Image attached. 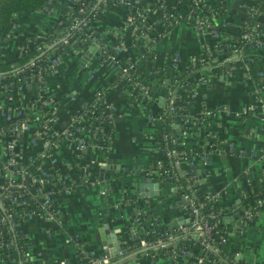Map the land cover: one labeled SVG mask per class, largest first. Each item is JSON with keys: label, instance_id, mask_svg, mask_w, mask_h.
Masks as SVG:
<instances>
[{"label": "crops", "instance_id": "obj_1", "mask_svg": "<svg viewBox=\"0 0 264 264\" xmlns=\"http://www.w3.org/2000/svg\"><path fill=\"white\" fill-rule=\"evenodd\" d=\"M76 1L46 0L36 11L16 13L13 26L2 40V60L17 62L23 48H32ZM255 2L227 0L223 20L229 30L248 16ZM170 4L171 0H133L131 8L124 3L111 4L99 12L92 29L106 45L118 43L122 36L119 56L137 61L142 45L141 42L133 44L130 37L132 26L127 22L130 10L141 11L146 22L156 23L165 19V10ZM255 18L260 24L261 45L246 48L248 59L264 58V8ZM212 41L214 37L209 33L197 30L190 20L181 19L162 30L148 44L154 50L155 65H168L171 54H176L181 66H185L191 59L199 57L206 44ZM86 50L62 53L55 71L46 78L55 98L57 120L54 125L56 129L69 125L82 105L94 101L102 91L105 102L113 110L111 133L108 140L99 139L95 143L93 134L84 130L80 133L83 146L58 142L54 149V166L66 177L69 188L58 195L55 220L35 215L20 223L19 227L30 243V251L21 254L13 264L77 263L80 247L91 253L108 252L112 255L109 264H145L148 256L135 245L122 254H111L116 248L114 244L103 243L101 233L105 239L112 238L113 233L119 244L123 239L133 243L139 236L135 212L143 211L158 217L163 225L178 215L169 205V182L158 184L157 194H145L136 188L138 182H153L147 178L145 168L160 157L155 140L157 124L145 115L147 111L156 114L161 109L168 83L156 79L149 81L146 94L150 101H135L129 96L125 83L117 81L115 68L99 62L98 49L92 46L87 59L82 60ZM200 78L202 83L180 98L190 104L191 113L229 107L232 115L216 113L213 128L236 151H214L209 155L208 163L182 164V169L191 171L199 189L210 193L225 191L222 205L229 209L243 194L257 188V178L263 171L261 148L264 137L260 127L264 120V63L248 64L246 71L240 66L228 74L223 66L210 64L195 70L188 80L195 82ZM245 108L248 113L234 114ZM24 141L32 147L28 138ZM198 146L199 142L191 135L184 137L186 150L195 152ZM39 151L36 145L32 149L34 153ZM144 191H150V188L145 186ZM232 249L240 250V258L248 264H264V208L241 230L235 229L231 243L226 247L227 251ZM153 264H165V261L155 258Z\"/></svg>", "mask_w": 264, "mask_h": 264}, {"label": "built area", "instance_id": "obj_2", "mask_svg": "<svg viewBox=\"0 0 264 264\" xmlns=\"http://www.w3.org/2000/svg\"><path fill=\"white\" fill-rule=\"evenodd\" d=\"M193 1L198 3L205 0ZM77 2L75 9L72 8L73 4L64 13L62 19H59L49 32L36 41L32 49L37 53L33 57L22 65H19L18 61L11 62V70L0 72V227L4 226V231L10 235V239L4 241V231H0V248L4 245H13L20 237L17 231H21L19 225L22 221L35 215L50 220L57 218L58 195L69 188L66 177L54 166L56 163L54 149L58 142L68 141L83 146L80 133L84 130L93 134L95 143H98L99 139L109 138L102 133L107 126L102 115L112 118L113 110L105 102L102 91H99L92 103L93 106L97 105L98 110H87L81 115L77 112L69 125L62 129L55 128L54 124L57 120L55 98L46 78L55 71L62 53H74L89 46L95 47L98 49L99 62L115 68L116 76L120 78V82L125 83V88H129V96L133 100L140 99L144 103L150 101L146 94L148 84L130 77L125 64L118 63L117 55L109 53V50L103 47L104 43L101 42L100 36L92 29L93 24H89L90 16L85 15L89 10L92 16H97L104 8L116 3L109 4L108 0H94L91 3L77 0ZM179 2L180 0H171V4L165 10V19L157 25L146 22L141 11L130 10L127 22L132 26L130 37L133 44L141 42L142 51L139 57L142 56L147 42H152L162 30L181 19H188L197 30L207 32L214 37V41L206 44L202 57L200 55L190 60L192 66L197 67L194 71L203 66H210L211 61L223 66L227 74L238 70L240 66L246 71L248 67L246 48L261 45L260 24L255 15L263 10L264 0H256L255 7L246 17L252 18L254 22L245 21L246 30L238 34L239 39L228 40L234 48L226 53H220L216 30L212 27L209 16L199 15L189 5H185L178 14H170ZM224 2L226 3L227 0ZM118 3H124L131 8L133 0H119ZM151 28L153 29L149 30ZM121 37L118 39L119 42L113 45L115 50L119 51L122 48ZM28 49L24 47L21 56ZM133 66L131 63L130 67ZM167 66L171 70L176 67L185 68L186 65L181 66L179 58L173 54ZM119 70L122 72L119 73ZM153 72L155 71H146L142 75ZM202 80V78L195 82L192 80L190 89L186 86L188 80L182 81L175 90L171 91L169 79H163L161 83L165 82L169 85L163 106L156 114L147 111L145 115L148 120L156 122L158 132L164 127L168 115L172 114L173 119L169 120L171 129L180 131L182 126H187L191 136L199 142L197 150L192 152L185 147L182 149L173 147L174 144L180 145L182 142L173 136L172 130L167 133L162 132L159 137L156 134V143L160 139L163 149L159 150L157 147L160 157L145 168L147 178L152 179L153 182L170 183L169 205L173 211L178 212V215L163 225L160 224L158 217L143 211L135 212L134 221L138 226L139 236L134 240L137 242L130 243L129 239H123L120 244L118 243L116 255L135 245L144 250L143 255L148 256L149 260L145 264H153L155 258H161L165 264H174V262L223 264L226 259L232 264H248L240 258V250L227 251L226 247L230 245L235 229L241 230L261 208H264V195H259L264 193V164L262 174L257 178V188L248 192L255 193V198L249 200L248 205L245 206L241 202L245 193L239 198L238 203H234L229 209L222 205L225 191L216 193L205 191L204 199H199L198 192L202 189L198 188L197 180L193 178L189 169H182V164L208 163L209 155L214 151L229 153L236 151L235 147L221 138L213 128L216 113L232 115L233 112L231 113L229 107L220 106L214 110L191 113L190 104L180 98L181 95L192 91L199 82L202 83ZM121 87L123 88V85ZM179 109L186 113H180ZM248 111L245 108L234 114L241 116ZM71 125L77 127L75 133L70 130ZM260 129L264 137V120ZM26 138L29 139L32 147L29 148L25 143ZM35 145L40 150L38 153L32 152ZM261 152L264 156V141ZM214 203H218L216 211L213 208ZM171 221L175 223L169 225ZM161 227L164 229L159 232L158 228ZM150 231L154 232L155 237L147 240L144 236ZM22 235L26 239L23 233ZM186 239L194 240L192 247L177 245L178 242ZM29 251L26 252L21 248L20 255H26ZM77 253L78 264H109L112 260L110 258L112 255L108 252L91 253L80 247ZM1 264L6 263L1 261Z\"/></svg>", "mask_w": 264, "mask_h": 264}, {"label": "trees", "instance_id": "obj_3", "mask_svg": "<svg viewBox=\"0 0 264 264\" xmlns=\"http://www.w3.org/2000/svg\"><path fill=\"white\" fill-rule=\"evenodd\" d=\"M86 1L91 3L94 0H86ZM118 1L119 0H108V3L109 4L113 3V2L118 3ZM45 2H46V0H41L34 5H29V6L11 9L9 14H8L7 24L0 32V47L2 44V40L6 37L9 30L11 29V28H9V23H10V19L13 16V14L18 13L20 11H25V12L36 11L39 8H41ZM203 2H205V3L203 4ZM77 3H78L77 1L74 3V5L72 6L73 9H75L77 7ZM185 5H189L199 15H205V16L207 15L210 17L212 27L216 30V35L218 37L217 41L219 43L220 53H226V52H228L234 48V45L228 40L229 39H231V40L232 39H239L238 34L240 32H242L243 30H246L245 21L250 22V23H251V21L254 22V20L252 18H246V20L240 22L236 27H234V29L229 30L226 22L223 20V15H224L225 10H226V3L224 2V0H205V1H200L198 3H194L193 0H180V2L177 3L175 8H173L171 10L170 14H172V15L178 14V12L180 10H182V8H184ZM85 15L90 16V18H91L89 21V24H92L93 21L97 17L96 15L92 16V13L89 10L86 11ZM157 24H158V22L155 23V25H157ZM152 29L153 28H151L149 30H152ZM148 43L149 42H147V46L145 47V49L142 53V56H140L137 59V61H129V60L119 56L118 50H115L113 48V45L103 44V47L107 48L109 50V53L117 55L118 63L125 64V66L127 67V72L129 73L130 77H132L135 80H137L141 83H144V84H148V82L151 80L156 79V80H159V82H161L163 79L168 78L171 91L175 90L182 81H187L189 76L192 75L194 69L197 68L195 66H192L191 61H189L187 63L185 68L176 67V68H173L171 70L168 69L169 67L167 66V64H163V65H159V66L155 65L153 63L154 50L151 49V45H149ZM36 53H37L36 50H34L32 48L28 49L27 52L18 59V64L19 65L25 64ZM200 57H202V55ZM215 62L216 61H211V64H215ZM131 63H133V65H134L133 67H130ZM262 63H264L263 57L255 56L252 59H248V64L251 66H253V65L258 66ZM11 69H12L11 62H5L0 57V72L8 71ZM146 71H155V72L150 73V74H146V75H142ZM120 72H122V70H119V73ZM119 80H120V78L117 77V81H119ZM186 86L188 89H190L192 87V82L188 80ZM138 97H139V95H138ZM92 103H93V101L84 103L82 105L80 111L78 112V115L84 114L85 111L91 110V109L98 110L97 105L94 104V106H93ZM182 103L186 104V102H182ZM179 112L182 114L186 113V111H184L182 109H179ZM102 116L105 118L106 123H107L106 129L104 131H102V133L106 136H109L111 133L112 127H113L112 118H109L108 116L106 117L105 115H102ZM170 119H173L172 114L168 115V117L166 119V123L164 124V127L160 128L158 130L157 135L159 137V136H161L162 132L167 133L169 130H172L173 136L177 137L179 139V141L182 142V144H180V145L174 144L173 147L177 148V149H182L184 147V137L186 135H189V134L191 135V132L189 131V127H187V126H182L180 131H175V130L171 129L170 124H169ZM76 129H77V127L75 125L70 126V130L73 133L76 132ZM157 147L159 150L163 149L160 139L158 140ZM163 162L165 163L164 159H163ZM204 195H205V191L200 190L198 192V198L199 199H201V200L204 199ZM259 195H264V193H261ZM255 196H256L255 193H246V195L244 197H242V201H241L242 204L247 206L249 200L255 198ZM213 208L216 211L218 208V203L217 204L214 203ZM163 229H164V227L158 228L159 232L162 231ZM0 231H4V226L0 227ZM17 233L20 235V237L15 240V243L13 245H11V246H5L4 245L3 247L0 248L1 261L2 262L4 261V263H6V264H12L16 260H18V258L20 257V249L21 248L26 250V252L30 250V243L23 237L22 232L17 231ZM154 237H155L154 232H151V231L144 236V238L147 240H152V239H154ZM9 239H10V235L4 231V241H8ZM134 242H137V241L134 240ZM194 243H195L194 240L186 239V240L178 242L177 245H185L187 247H192V245ZM115 259H116V257L113 258V260H115ZM65 264H78V263H73L72 261H67ZM85 264H88V263H85ZM223 264H232V263H231V261L226 259V262H224Z\"/></svg>", "mask_w": 264, "mask_h": 264}, {"label": "water", "instance_id": "obj_4", "mask_svg": "<svg viewBox=\"0 0 264 264\" xmlns=\"http://www.w3.org/2000/svg\"><path fill=\"white\" fill-rule=\"evenodd\" d=\"M39 1H41V0H0V32L7 24L8 14H9L11 9L29 6V5H34V4L38 3ZM15 14L16 13H14L10 19L9 28H11L13 26ZM91 50H92V46H89L87 48V50L85 51L86 55H84V57L82 59L83 61H85L87 59V55L90 53ZM145 186L149 187L150 191H144ZM136 188L138 190H140L141 192H144L145 194H149V193L157 194L158 193L157 182H138L136 185ZM174 223H175L174 221H171L169 223V225H173ZM101 236H102L103 243L106 241L109 243V245L114 244L115 248L116 249L118 248L119 244H118L116 237L113 233H111L112 238L105 239L103 233H101ZM116 249H113V251H112L113 255H116V253H117Z\"/></svg>", "mask_w": 264, "mask_h": 264}]
</instances>
